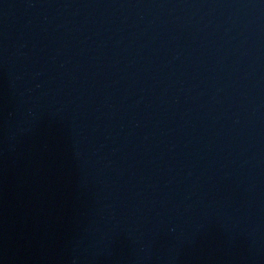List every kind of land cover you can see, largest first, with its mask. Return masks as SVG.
Listing matches in <instances>:
<instances>
[{"label": "water", "instance_id": "obj_1", "mask_svg": "<svg viewBox=\"0 0 264 264\" xmlns=\"http://www.w3.org/2000/svg\"><path fill=\"white\" fill-rule=\"evenodd\" d=\"M0 264H264V0H0Z\"/></svg>", "mask_w": 264, "mask_h": 264}]
</instances>
